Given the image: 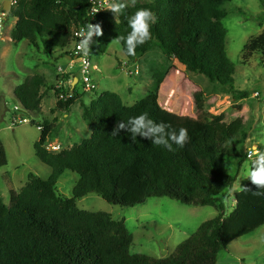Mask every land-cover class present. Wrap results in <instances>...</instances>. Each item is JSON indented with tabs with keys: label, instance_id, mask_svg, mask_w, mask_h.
<instances>
[{
	"label": "trees",
	"instance_id": "16d2710c",
	"mask_svg": "<svg viewBox=\"0 0 264 264\" xmlns=\"http://www.w3.org/2000/svg\"><path fill=\"white\" fill-rule=\"evenodd\" d=\"M93 0H14L9 17L17 19L11 33L14 43L30 45L53 55L71 57L73 33L89 21ZM234 0H153L148 4L129 5L119 14H106L100 19L102 35L97 48L106 52L108 46L131 31L128 19L139 9H151L157 18L152 38L138 46L129 61L143 57L156 45L164 54L183 65L188 72L205 76L212 84L234 94L236 67L226 52L223 8ZM123 49V42L119 43ZM262 57L264 64V33L251 39L243 48V57ZM70 78V75L65 77ZM166 73H156L151 93L131 107L112 92L103 94L84 108L83 120L90 124V138L61 153L45 149L55 123L44 122V130L35 143L38 159L51 169L47 181L34 174L20 192H11L10 204L0 197V264H217L221 252L232 243L264 226V188L251 181L234 197L233 190L247 154L233 146L243 132V121L207 124L201 114L203 102L196 98L198 117L180 116L159 104V93ZM61 79L58 76L57 81ZM44 76L25 78L14 91L23 108L33 115L42 111ZM57 85V84H56ZM57 110L69 109L81 98L77 87L74 98L59 100ZM147 113L157 124L164 123L177 133L187 129L189 141L183 148L172 150L156 146L147 138L121 130L112 132L118 122ZM227 158H239V170L230 175L223 168ZM8 164L0 143V168ZM252 167V166H251ZM66 171L79 177L71 197L58 194V182ZM97 194L108 204L134 207L153 198H169L186 206L213 207L218 215L200 225L198 230L178 245L170 257L158 259L132 253L134 236L125 221L105 212L80 209L77 201ZM234 199V203L231 200Z\"/></svg>",
	"mask_w": 264,
	"mask_h": 264
},
{
	"label": "rangeland",
	"instance_id": "374dc122",
	"mask_svg": "<svg viewBox=\"0 0 264 264\" xmlns=\"http://www.w3.org/2000/svg\"><path fill=\"white\" fill-rule=\"evenodd\" d=\"M5 0H0L3 4ZM129 5L148 4L153 0H121ZM228 12L224 20L226 30V52L236 67L234 94L217 84H212L202 75L193 74L173 58H169L156 45L143 57L129 61L122 46L112 42L106 52L91 49L93 71L98 88L93 93H83L69 111L57 110V97L50 84H57L59 68L68 65L67 57L60 50L48 55L40 46L36 48L28 41L14 43L11 33L15 26L14 17H8L6 31L0 40V143L8 159L6 167L0 168V197L9 206L11 192H20L34 174L44 181L51 176V169L43 164L35 153V143L41 132L38 125L55 123L48 142L62 145V151L81 144L90 138L92 129L83 120L84 108L103 94H118L126 107L145 99L152 91L156 73H166L159 93V104L169 112L180 116L198 117L196 98L203 102L201 118L207 124L243 121V132L233 147L247 154L248 162L232 191L221 195L235 196L251 181L246 174L258 155L264 153V64L262 57L254 55L244 59L243 48L253 38L264 33V0H234L223 7ZM12 26V30H11ZM71 48V47H70ZM79 77V71L76 69ZM45 75L42 113L27 114L35 120L33 124H18L13 108L18 105L14 91L25 78ZM259 149L249 157L252 145ZM61 151V152H62ZM223 168L230 175L239 170V158H227ZM79 177L66 171L58 182V194L71 197ZM234 203V199L231 200ZM77 206L89 212H105L116 220L125 221L134 236L132 253L145 254L165 259L174 253L180 243L194 234L201 224L214 219L218 211L213 207L186 206L169 198H153L145 205L122 207L108 204L97 194H89L77 201ZM217 264H264V226L256 232L236 240L221 252Z\"/></svg>",
	"mask_w": 264,
	"mask_h": 264
},
{
	"label": "clouds",
	"instance_id": "9594fccd",
	"mask_svg": "<svg viewBox=\"0 0 264 264\" xmlns=\"http://www.w3.org/2000/svg\"><path fill=\"white\" fill-rule=\"evenodd\" d=\"M14 2V0H12ZM127 5L125 3L113 2L108 4V9L113 14H119ZM3 13H0L2 18ZM157 22L155 13L148 8L137 10L129 19L128 26L131 31L126 37H119L116 43L123 42V50L126 56H134L138 46L144 45L152 38L151 28ZM79 35L83 38L80 41L79 47L87 53L90 42L94 35H102L99 25L93 26L89 24L85 29H82ZM121 130H126L131 134V139L136 140L137 136L147 138L156 146H163L169 151L172 150V145L183 148L189 141L187 129L180 128L177 133L174 130H168V126L164 123L157 124L147 113L128 119L127 123L118 122L117 127L112 132V135L117 136ZM256 145H252L249 153L258 152ZM251 183L257 188H264V153L257 156L252 162L251 169L246 173Z\"/></svg>",
	"mask_w": 264,
	"mask_h": 264
},
{
	"label": "built area",
	"instance_id": "2783aa9c",
	"mask_svg": "<svg viewBox=\"0 0 264 264\" xmlns=\"http://www.w3.org/2000/svg\"><path fill=\"white\" fill-rule=\"evenodd\" d=\"M117 2V0H93L89 12V21L85 26H82L78 29H76L73 33L72 41H71V52L72 56L71 58L75 60V63L78 66L79 71V77L78 81L74 82V79L72 76L69 79H66L68 75H70V72L63 69L62 67L59 68V76L61 79L57 81L56 90L59 91V100L67 101L69 99L74 98L73 92H67L69 89L71 91L74 90L75 87H80L81 91L83 93H93L97 90L98 85L93 78V71L96 70V66H93L92 58H91V49L94 46V43L98 44V40L101 37V35L96 36L94 35L92 38V41L90 42L89 48L87 53L83 51L79 47L80 41L83 39L79 33L82 29H85L87 25L92 24L93 26L99 25L102 31V25L104 24V21L100 19L102 16L113 13L108 9V4ZM14 4V2H13ZM0 13H3L2 18H0V40L5 41L3 38L4 35L2 33L6 31L5 24L7 22V19L9 15L6 14V12L3 9V4H0ZM14 112L17 114L15 122L18 124H33L35 123V120H32L28 118L27 114H29L23 106L18 103V105H15L13 108ZM37 129L42 132L44 130L43 125H38ZM45 149L49 153H61L62 151V145L52 142H46ZM64 151V149H63ZM253 153L249 154V157H252Z\"/></svg>",
	"mask_w": 264,
	"mask_h": 264
},
{
	"label": "crops",
	"instance_id": "0c3cea01",
	"mask_svg": "<svg viewBox=\"0 0 264 264\" xmlns=\"http://www.w3.org/2000/svg\"><path fill=\"white\" fill-rule=\"evenodd\" d=\"M4 2V1H3ZM17 22V19L15 20V24ZM15 27V26H14ZM11 30H12V26H11ZM71 49V48H70ZM69 63L68 65H65L64 66V69L69 71L70 72V77L72 76V78L74 79V82H75V79L78 78L77 75H76V69L78 70V66L77 64L75 63V60L72 59L71 57H67ZM41 76H45V75H41ZM19 86V85H18ZM14 93V92H13ZM91 104V103H90ZM88 105V104H87ZM42 113V111H41Z\"/></svg>",
	"mask_w": 264,
	"mask_h": 264
},
{
	"label": "water",
	"instance_id": "95a60500",
	"mask_svg": "<svg viewBox=\"0 0 264 264\" xmlns=\"http://www.w3.org/2000/svg\"><path fill=\"white\" fill-rule=\"evenodd\" d=\"M12 8H13L12 0H5L3 3V9L7 15L11 14ZM77 81H78V78L75 79V82H77Z\"/></svg>",
	"mask_w": 264,
	"mask_h": 264
}]
</instances>
